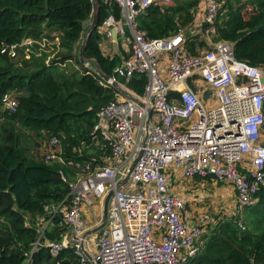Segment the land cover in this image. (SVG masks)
<instances>
[{"label": "built area", "instance_id": "2783aa9c", "mask_svg": "<svg viewBox=\"0 0 264 264\" xmlns=\"http://www.w3.org/2000/svg\"><path fill=\"white\" fill-rule=\"evenodd\" d=\"M176 1L105 0L118 6L120 17L110 15L101 34L116 49L122 42L128 54L102 85L118 83L131 96L118 92L100 112L95 129L111 154L104 166H77L68 197L61 205L47 206V218L39 220L34 250L58 219L64 230L61 241L45 243L54 256L70 248L82 264H188L216 223L208 215L187 220V202L173 192V178H210L231 185L239 210L257 204L256 194L264 186V66L237 59L232 43L214 41L220 0H202L203 22L195 20L165 38H148L138 18L152 7L164 10ZM190 30L206 42L196 55L187 45ZM52 41L58 42L27 38L5 45L1 54L11 60L20 55L31 59ZM135 76L146 78L142 95L120 82ZM17 106L12 95L4 96V110L16 112ZM43 152L47 162H64L56 137L45 143ZM140 152L129 180L118 187ZM111 191L105 227L86 236L102 223L103 204ZM237 217L245 229L243 218Z\"/></svg>", "mask_w": 264, "mask_h": 264}, {"label": "trees", "instance_id": "16d2710c", "mask_svg": "<svg viewBox=\"0 0 264 264\" xmlns=\"http://www.w3.org/2000/svg\"><path fill=\"white\" fill-rule=\"evenodd\" d=\"M96 1L98 26L88 36L84 57L111 76L126 53L124 57L105 54L101 46L108 39L100 27L112 14L119 18L120 10L105 0ZM220 2L214 41L232 43L237 59L263 67L264 0ZM201 7L202 0H177L164 10L152 7L138 18L139 27L150 39L165 38L194 25ZM94 13L92 0H0V264H27L29 258V264H82L73 249L54 256L45 246L62 239L58 219L44 231L42 246L34 247L39 220L47 218V206L61 205L68 197L77 166H104L111 154L95 128L100 112L116 100L118 91L102 85V79L79 58V44ZM31 37L58 42L51 55L38 59L34 53L24 60L28 61L24 69L1 54L5 45ZM187 45L196 55L206 42L191 31ZM120 82L138 95L144 93V76ZM6 94L17 100L16 112L4 110ZM31 133L37 148L58 138L64 162L31 155L32 146L24 142V135ZM256 198L257 204L245 211V229L237 217L218 220L188 264H264V186Z\"/></svg>", "mask_w": 264, "mask_h": 264}, {"label": "rangeland", "instance_id": "374dc122", "mask_svg": "<svg viewBox=\"0 0 264 264\" xmlns=\"http://www.w3.org/2000/svg\"><path fill=\"white\" fill-rule=\"evenodd\" d=\"M91 23H92V21H90L86 24V29H85V33L83 35V39L87 35L88 30L90 29ZM83 39H82V41H83ZM82 41L79 44V46L82 45ZM55 42L56 41H52L50 43V47H47L45 49H40V48L38 49L37 48L38 50L34 51L35 54H38L37 58L38 59L42 58L43 55H51V53H52L51 47L55 44ZM118 45H119V47L116 49V52H118V54L121 53L124 57L125 52L122 50V42L119 41ZM103 49L105 51V54L114 52V47L112 46L111 42H109L107 45H103ZM204 49H201L200 51H202ZM22 50H24V49H22ZM126 54H128V53L126 52ZM24 60H30V59L26 58L25 56L20 55L17 59H15L13 61L16 65V67H19L20 69H24L25 63L28 62V61H24ZM74 63L76 64V62H74ZM123 84H124V86L126 85L125 83H123ZM126 87H127V85H126ZM0 125H1V121H0ZM25 141L28 142V145L30 144L32 146V149H30L31 155H36L38 157H41V154L43 155L45 153V152L42 153V148L45 145V143L40 145L38 148L33 147L36 143V141L34 140V134L33 133L25 134L24 135V142ZM201 190H202L201 194L204 195V198H203L204 203L203 204L206 205V207L208 209V213H205L201 216L208 215L211 219H213V221L215 223H216V220H222V219H226V218L230 219L231 217H237V214L240 215L244 220V218L246 216V212H245L246 209L245 210H239L237 208L235 194H234L233 189H231L230 185L210 182V183H206L205 187ZM237 218H239V217H237ZM91 221L95 222L97 220L92 219ZM214 227L215 226L211 227L208 230V233H210V231ZM245 227H246V225H245Z\"/></svg>", "mask_w": 264, "mask_h": 264}, {"label": "crops", "instance_id": "0c3cea01", "mask_svg": "<svg viewBox=\"0 0 264 264\" xmlns=\"http://www.w3.org/2000/svg\"><path fill=\"white\" fill-rule=\"evenodd\" d=\"M196 20L199 22H203V8H200V10H198ZM109 42L110 41H106L104 43L102 42L103 43L101 46L102 49H103V45H107ZM111 44L114 47V52L108 53L107 55L118 54V52H116V44L114 42ZM172 180H173L172 186L174 188L173 192L175 194L182 196L187 202V207H188L187 220L190 221V223L194 222V220H196L197 217H200L204 213L208 212L206 205L203 204L204 195L201 194L202 191L201 189L205 187L206 183L215 182V181L211 179H201V178H195L193 180H184V179H180L179 177H175ZM230 187L231 189H233L231 185ZM235 198H236V194H235ZM217 221L218 220H216V223ZM213 226L214 225H212L211 227Z\"/></svg>", "mask_w": 264, "mask_h": 264}, {"label": "water", "instance_id": "95a60500", "mask_svg": "<svg viewBox=\"0 0 264 264\" xmlns=\"http://www.w3.org/2000/svg\"><path fill=\"white\" fill-rule=\"evenodd\" d=\"M93 2V6H94V15H93V20H92V23H91V26H90V29L88 30L87 32V35L84 37L83 41H82V45L80 47V50H79V58H80V63L82 65H85L89 68H91L101 79L107 81L109 79V76L104 74L97 66H91V61L85 59L84 57V50H85V46H86V42H87V39H88V36L91 34V32H93V30H95L97 28V11H98V4H97V1L96 0H92ZM113 36H114V41L117 42V33L114 32L113 33ZM118 92L124 94V95H128V96H131L129 95V93L127 91H125L118 83H115L114 86H113ZM142 156V152H140L139 154V157L134 161V163L132 164V166L130 167V170H129V174H128V177L121 183L118 184V187L120 185H123L125 184L128 180H129V177L131 175V173L133 172L137 162L139 161V159L141 158ZM113 191H111L107 197L105 198V201H104V204H103V218H102V223L98 226V227H95L94 229L88 231V233L86 234V236H93V235H96L98 232H100L106 225L107 223V219H108V209H109V202L113 196Z\"/></svg>", "mask_w": 264, "mask_h": 264}]
</instances>
